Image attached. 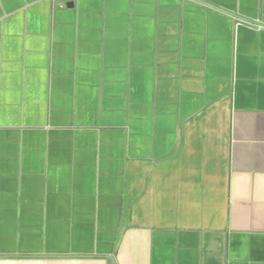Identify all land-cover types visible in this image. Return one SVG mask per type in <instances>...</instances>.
<instances>
[{"label":"crops","instance_id":"crops-1","mask_svg":"<svg viewBox=\"0 0 264 264\" xmlns=\"http://www.w3.org/2000/svg\"><path fill=\"white\" fill-rule=\"evenodd\" d=\"M0 264H264V0H0Z\"/></svg>","mask_w":264,"mask_h":264}]
</instances>
